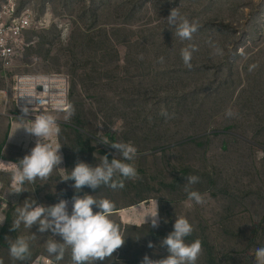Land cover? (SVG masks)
Returning a JSON list of instances; mask_svg holds the SVG:
<instances>
[{"label":"rangeland","instance_id":"rangeland-1","mask_svg":"<svg viewBox=\"0 0 264 264\" xmlns=\"http://www.w3.org/2000/svg\"><path fill=\"white\" fill-rule=\"evenodd\" d=\"M15 2L45 20L29 32L34 42L16 68H0V89L10 94L16 72L63 73L69 108L25 112L56 119L60 132L49 142L61 145L58 167L70 171L80 161L95 166L103 155L119 157L110 143L126 142L137 148L131 163L138 178L124 180L123 188L85 186L77 192L74 180H60L63 170L54 169L46 182L37 179L26 190L6 193L12 176L0 172V216H11L0 239L2 264H72L70 248L58 262L46 251V241L58 235L41 234L38 225L14 232L11 223L25 199L44 205L65 199L71 214L72 198L85 194L114 203L110 219L125 237L113 257L95 264L165 257L159 242L179 216L194 228L186 242H202L197 264H254L255 250L264 247V0ZM175 7L200 25L191 41L168 27ZM189 44L198 49L190 68L180 55ZM17 112L11 104L0 106V160L6 163L29 154L38 139L29 135L24 148L9 143L16 117L31 122ZM190 175L199 177L188 187L204 196L202 205L188 199ZM66 192L72 197L65 198ZM156 207L159 226L151 227L147 215ZM17 236L28 240L34 258L9 256L8 240Z\"/></svg>","mask_w":264,"mask_h":264},{"label":"clouds","instance_id":"clouds-1","mask_svg":"<svg viewBox=\"0 0 264 264\" xmlns=\"http://www.w3.org/2000/svg\"><path fill=\"white\" fill-rule=\"evenodd\" d=\"M1 1L5 2L6 0ZM15 5L19 11L26 8H19L16 2ZM33 18L36 20H45V16L39 19L35 16H33ZM166 20L168 27L175 30L173 31V35L178 37L181 41H191L194 33H196L200 27L196 21H190L187 17L182 16L178 7L170 10V14ZM40 26L41 25H39V27ZM39 27H31L24 34L25 49L27 48L26 34L30 30ZM197 50L195 44H189L181 48V59L186 67H191L193 52ZM216 52L220 54L221 50L216 49ZM19 60L16 61L12 68L5 69V71L14 70ZM0 68L2 69L1 65ZM33 73L37 72H16L12 78L10 94L7 95L6 87L0 89L6 91V95L3 96L0 94V104L7 106L8 104L14 103V107L20 110L19 113H21L24 118H26L23 115L25 112L39 114L49 109H68L70 103L69 84L68 106L66 108L63 106L42 108V110L36 108L25 109L15 104V76L17 74ZM2 77L3 74H0V78ZM161 114L168 117L166 110H163ZM227 114L231 116V110H228ZM20 127H23L27 133L34 135L38 139L35 146L31 149V152L18 160V162L9 161L6 163L0 160V172L12 176V181L6 193H19L26 190L24 185L26 183L34 184L37 179L46 182L54 169L63 170L60 175V180H74L72 187L77 192L85 186L92 189L100 188L102 185L112 189L123 188L124 180H135L138 178L137 168L131 163L136 158L137 148L130 143H110L111 146L120 153L119 157L114 156L109 160L107 155H103L102 159L95 166L80 161L69 171V169L58 167L63 162V157L60 152L61 145L59 143L49 142L60 132V128L53 116H35V119L31 120V123L22 124L18 128ZM112 130L114 132L117 131V129ZM259 155H264V153ZM186 180L187 184L185 186V191L188 193V199L194 201L196 204H204V196L198 191L189 190L188 187L189 185L197 183L199 177L190 175L186 177ZM93 205L99 210L94 212ZM113 208L114 203L112 201L108 199L97 200L93 195L89 194H85L82 197L74 196L72 198L71 214L68 212V201L65 199H60L58 203L53 205L37 204L34 199H25L22 206L16 209V216L11 223L10 230L15 232L21 225L27 229H31L33 225H38V231L41 234L51 232L60 237V239L55 238L46 241V251L49 253L50 257H55L56 262L62 260L66 249L70 248L72 264H95L97 261H104L105 259L113 257V253L125 243V237L121 235L119 227L110 219ZM149 215L152 217L151 227H158L159 219L157 207L154 212H151L147 216ZM6 218V216H0V225H3ZM145 218L144 221L146 222ZM193 231V225L186 217H177L173 230L159 242L162 247L166 248L168 254L160 259H151L145 254L140 264H197L203 251L202 242L198 239L193 240L191 243L186 242V238L191 236ZM5 238L8 239L7 236ZM8 244L9 256L13 260L24 261L30 258V245L28 240L24 237L17 236L15 239H9ZM148 247H154L151 241H149ZM253 256L255 257L254 264H264V247L257 248ZM0 264H2V261H0ZM48 264H54V261L49 259Z\"/></svg>","mask_w":264,"mask_h":264},{"label":"built area","instance_id":"built-area-1","mask_svg":"<svg viewBox=\"0 0 264 264\" xmlns=\"http://www.w3.org/2000/svg\"><path fill=\"white\" fill-rule=\"evenodd\" d=\"M42 22L33 18L29 8L19 11L14 0H0V65L3 70L12 68L21 57L26 46L24 34L27 30L39 27ZM68 89L64 74H17L14 85L15 104L25 109L66 108ZM0 94L6 95V91L0 90Z\"/></svg>","mask_w":264,"mask_h":264},{"label":"crops","instance_id":"crops-1","mask_svg":"<svg viewBox=\"0 0 264 264\" xmlns=\"http://www.w3.org/2000/svg\"><path fill=\"white\" fill-rule=\"evenodd\" d=\"M0 106H2V105L0 104ZM23 115L29 120L35 119V116H29L27 113H25ZM16 118L18 119V122H16L12 126L11 133L8 135L9 143H18L21 145V148H24L25 141L27 139H29V135H31V134L27 133L23 127H20V128H18V127L22 124H29L31 122H24V120L20 117H16ZM15 152H20V150L15 151Z\"/></svg>","mask_w":264,"mask_h":264},{"label":"trees","instance_id":"trees-1","mask_svg":"<svg viewBox=\"0 0 264 264\" xmlns=\"http://www.w3.org/2000/svg\"><path fill=\"white\" fill-rule=\"evenodd\" d=\"M30 31H32V30H30ZM30 31H29V32H30ZM29 32L26 34L27 47L30 45V43L34 42V40H28L27 36H28ZM11 105L14 107V103L11 104ZM14 109L18 111L17 113L20 112V110H19L17 107H14ZM102 152L105 153L104 150H103ZM107 155H108V158L112 159V155H110V154H107ZM16 161H17V160H15V162H16ZM17 162H18V161H17ZM64 197H65V198H70V197H72V195H71L70 193L66 192V193L64 194ZM12 208H14V207H12ZM4 216H6L7 218H6V220L4 221L3 225H0V239H3V231H4V229H5L6 225H7V221H10V218H11L9 212L5 213ZM158 233H160V232H158ZM31 258H34V255H31ZM140 262H141V260L137 259V260L134 261V264H140Z\"/></svg>","mask_w":264,"mask_h":264}]
</instances>
